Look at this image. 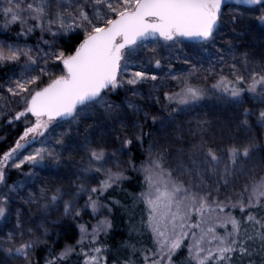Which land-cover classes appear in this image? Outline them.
<instances>
[{
    "label": "snow or ice",
    "instance_id": "snow-or-ice-1",
    "mask_svg": "<svg viewBox=\"0 0 264 264\" xmlns=\"http://www.w3.org/2000/svg\"><path fill=\"white\" fill-rule=\"evenodd\" d=\"M226 3L227 0H0V27L19 24V34L23 36L38 29L48 49L39 44L35 48L0 45V67L19 66L13 73L15 78L0 84V115L11 111L10 104H16L19 110L13 111L8 122L25 123L14 146L0 156V221L8 222L15 216L9 230H0V264H38L34 253L49 237V228L43 222L35 228L26 225L21 208L12 207L17 198L24 205L35 206L45 217L50 210L61 207L65 217H80L87 209L96 216L101 208H107L100 196L127 179L122 169L125 162L117 153L125 154L127 149L131 155L134 144L143 149L140 165L137 168L132 160L127 164L143 174L144 190L132 199L145 206L147 215L141 225L151 233L155 247L125 245L131 255L114 258L111 264H136L133 257L138 254L142 264H175L173 258L183 247L187 248L184 264H264V52L259 59L248 50L237 55V47L227 41L226 52L216 49L218 62L228 69L227 75L223 74L224 68L216 71L212 66L197 67L185 59V64H191L189 69L168 76L179 90L165 91L164 103L156 113L143 111L131 99L117 104L109 98L119 89L139 96L136 85L158 79L127 67L140 59L145 48L153 53L149 61L160 67L156 48H148L149 41L179 45L196 40L203 46L215 47ZM235 3L248 7L231 15L233 25L244 22L246 12L250 13V21L264 25V0ZM45 33L53 38L72 33L82 39L66 51L56 47L55 39H43ZM209 75L216 82L207 87L204 85ZM153 90H158L155 85ZM209 93L234 105L227 120L220 121L215 129L211 121L203 119L187 129L176 125V113L195 106ZM245 93L256 101L253 106H244ZM152 99L161 103L160 96ZM126 109L140 114L147 124L159 122L157 131L176 125V139L191 137L187 149L177 150L184 159L173 166L171 141L157 139L154 132L145 131V124L139 120L131 125L125 123ZM29 115L34 121L28 120ZM87 116L94 118L93 124H85L81 133L80 122ZM61 121L68 127L54 137H46ZM93 127L99 135L89 132ZM41 137V147L16 162L20 150ZM117 142L120 148L110 150ZM65 154L74 163L73 154L80 156V162L75 163L77 179L70 188L45 182L38 190L20 197L23 184L8 183L9 168L21 169L25 163L39 167L46 160L58 165ZM96 174L104 179L98 181V186H91L89 181ZM82 194H87L83 209L78 203ZM237 210L239 218L234 215ZM77 227L79 238L65 244L58 253H50L45 264H71L74 256L81 264H110L109 249L100 237L111 230V221L105 216L95 225Z\"/></svg>",
    "mask_w": 264,
    "mask_h": 264
},
{
    "label": "trees",
    "instance_id": "trees-1",
    "mask_svg": "<svg viewBox=\"0 0 264 264\" xmlns=\"http://www.w3.org/2000/svg\"><path fill=\"white\" fill-rule=\"evenodd\" d=\"M244 8V6L234 4H230V6L226 5L224 7L226 10L223 9L222 11H226L228 16L222 15V17H224L223 26L219 29L220 31L217 35L215 47L203 46L198 42L183 41L184 45L177 48L174 44L172 45L166 43L167 45L174 47V49L169 52L165 50V48H162V50L166 51V53L162 55L165 59L161 62L160 67L157 68L154 61H152L147 70L149 75H156L158 77L156 81L149 80L146 81V83L136 86L140 93L139 96H133L130 91L119 89L116 94L112 93L109 98L114 100L117 104L125 101L126 99H131L137 103L143 111L156 113L160 110L164 103L163 93L165 91L179 90L175 88V82L168 79L169 75L186 72L191 64H195L197 67L203 65V68L212 66L216 69V71H219L220 68H224L223 74H228L227 67L218 62V56L216 54L217 48H221L225 52L228 50L226 44L227 41H231L232 45L237 47V55H239L240 51L248 50L253 52L257 56V59H259V54L264 52V25H260L255 21H250L248 19L250 13L247 12L245 13V21L241 22L239 26L231 23V15L243 11ZM0 24H2V20H0ZM233 28H235V31H233ZM20 31L21 28L19 24H13L7 29L0 27V45L19 47L33 46L34 48L38 44L39 46L44 45L41 41V33L38 29L27 36L20 35ZM43 39H49L50 41L53 40L48 33L43 35ZM80 39H82V36L71 34L67 38L61 39L59 43L60 46L56 45V47L70 51L79 43ZM160 42L161 41L158 43ZM147 43L149 46L156 45L157 47V42L155 41ZM205 47H207V51L204 50ZM185 59L190 60L191 64H185ZM226 59L231 62L230 57H226ZM18 70L19 66L17 65L0 67V84H3L4 80L9 77L15 78L13 73L18 72ZM200 75H202V73H197V76ZM215 82L216 81L213 76L209 75L207 83L204 86L210 87L211 84ZM153 85L156 86V89H158L157 91L153 90ZM153 96H160L161 103L157 104L152 99ZM243 102L245 107H251L254 103H256V101L253 100L247 93L244 94ZM9 108L11 111H8L5 115H0V156L14 146L15 141L18 139L25 127L23 120L13 121L11 124L8 122L12 119L13 111L19 110L16 104H10ZM233 108L234 105L231 102L219 100L215 95L209 93V96L206 99L200 101L195 106L190 107L185 112L176 113V125H180L181 127L187 129L191 125H194L197 120L203 119L211 121L213 129H215L220 121L228 119V117L232 114ZM163 115H166V112L163 113ZM34 119V117L29 115V121H34ZM93 120L94 118L92 116H87L80 122L81 133L83 132L84 125L93 124ZM137 120L145 124V131L154 132L157 139L164 138L171 141L173 166L184 159V157L178 155L177 150L181 148L187 149L191 143V137L185 135L183 140L176 139L175 137L178 135L174 132L176 125H173L166 130L157 131L159 128V122L156 125L147 124L143 121L140 114L133 113L131 109L125 110V123L131 125ZM56 124L57 129L59 128V132H57V129L56 131H51L50 135L53 137L68 127V125L62 121ZM54 126L55 124L52 127ZM72 127L75 134L76 126L73 125ZM89 132L92 135H99L94 127L89 129ZM143 147L146 148L147 143H145ZM117 148H120V144L118 142L112 144L110 150H115ZM27 149L28 147L20 150V156L24 155L27 152ZM142 151L143 149L139 144H134L131 146V155L127 154V149H125V154H121L120 152L117 153L119 159L125 162L122 165V169L127 179L123 180L119 185H114L111 189L104 192L103 195L100 196V200L103 204L107 205V208H101L100 212L96 216H93L91 210L87 209L82 210L80 217H65L63 216V209L61 207L59 210H50L45 217V214L39 211L35 206L24 205L22 204V201L17 198L12 207L21 208L23 213L22 218L27 226L35 228L43 222L45 227L49 228L47 243L38 246L36 252L34 253L33 259L37 261L38 264H45V259L50 256V253H58L62 250L65 244L74 243L75 240L79 238L78 224H87L89 226L95 225L98 219H103L105 216L111 221L112 228L107 235L102 234L100 240L109 249L108 258L110 264L114 258L123 259L131 255L130 250L127 249L125 245L135 244L137 248L155 247L151 233L141 225V221L145 219L147 215L145 206L139 201L134 202L132 199L134 195H138L144 190L143 174L138 171H134L128 167L127 164V161L132 160L138 168L142 159ZM73 155L75 156V163L80 162V156L75 154ZM18 158L19 157L16 158V162H19L17 160ZM75 163L67 160V154L62 157L61 162L58 165L49 160L44 161V165L39 167H31L25 163L22 165L21 169L9 168L8 183L23 184V188L19 190L20 197L26 196L28 191L38 190V188L45 182L63 184L66 188H70L72 182L77 179L76 174L78 173V168L75 166ZM109 166L111 167V165ZM26 173H31L32 175H26ZM102 179H104L102 175L96 174V178L90 179L89 182L91 186H98V181ZM206 179L208 178L206 177ZM208 182L211 183L210 180ZM86 200L87 194H82L78 201L82 209ZM108 208L111 209L110 212L108 211ZM234 215H237L239 218V211L237 210ZM53 221H56V223L53 224ZM14 223L15 216H13L8 222L0 221V230H9ZM89 231H91V227H89ZM0 234H2V232H0ZM187 243L188 241H185V244ZM186 257L187 248L183 247L173 259L175 264H184ZM133 258L135 259L136 264H142L139 254ZM71 264H81V262L74 256L72 257Z\"/></svg>",
    "mask_w": 264,
    "mask_h": 264
},
{
    "label": "rangeland",
    "instance_id": "rangeland-1",
    "mask_svg": "<svg viewBox=\"0 0 264 264\" xmlns=\"http://www.w3.org/2000/svg\"><path fill=\"white\" fill-rule=\"evenodd\" d=\"M37 2H38V0H37ZM229 6H230V4H228ZM232 5V4H231ZM234 5H237V4H234ZM240 6H244V5H240ZM244 7H248V6H244ZM224 9V8H223ZM224 10H226V9H224ZM222 15H224V16H228V13L226 12V11H222ZM223 18L224 17H222V22H221V25H220V27L221 26H223ZM225 19H226V17H225ZM220 31V30H219ZM72 33H69L68 35H61V36H57V37H55V41H56V45L57 46H60L59 45V43H60V40L61 39H63V38H67L68 36H70ZM51 36V35H50ZM52 37V36H51ZM52 39H54L53 37H52ZM47 40H49V39H47ZM50 41V40H49ZM198 43H200V42H198ZM173 45V44H172ZM175 45V44H174ZM182 45H184L183 43H181V44H179V45H176L177 46V48H180V47H182ZM27 47H33V46H27ZM40 47H43V48H45V50H48L47 49V46L45 45H42V46H40ZM156 48V53H155V55H156V57L157 58H159L160 59V61L162 62L165 58H163L162 57V55L164 54V53H166V51H163L162 50V48H165V50H167V51H169V52H171V50L172 49H174V47H171V46H169V45H167L165 42H163V41H161L160 43H158L157 42V47H156V45H154V46H149L148 45V48ZM21 48H23V47H21ZM34 48V47H33ZM153 55V53H149L148 51H147V48H145V49H142L141 50V54H140V59H138V60H134L132 63H130L127 67H128V69H129V71H144L145 73H147L148 75H149V73H148V68H149V66H150V64L152 63V62H150L149 61V58L151 57ZM127 78V77H126ZM144 83H146V82H144ZM143 84V83H142ZM139 85H141V84H139ZM136 86H138V85H136ZM135 86V87H136ZM117 92H114L113 94H116ZM56 129H57V124H55V126L54 127H52L51 128V130H49V133L46 135V137H48V136H51L50 135V133H51V131H56ZM57 132H59V128L57 129ZM44 139V137H42V138H39L38 140H37V142H35L34 144H31V145H29V146H27L28 147V149L26 150L27 152L24 154V155H27L29 152H31V151H33L35 148H39V147H41V143H40V141L41 140H43ZM19 158H22V156H20ZM19 158L17 159L18 161H19Z\"/></svg>",
    "mask_w": 264,
    "mask_h": 264
},
{
    "label": "water",
    "instance_id": "water-1",
    "mask_svg": "<svg viewBox=\"0 0 264 264\" xmlns=\"http://www.w3.org/2000/svg\"><path fill=\"white\" fill-rule=\"evenodd\" d=\"M226 4H236V3H235V0H227ZM188 41L199 42V41H196V40H188Z\"/></svg>",
    "mask_w": 264,
    "mask_h": 264
}]
</instances>
